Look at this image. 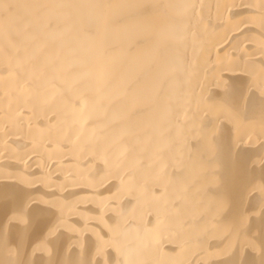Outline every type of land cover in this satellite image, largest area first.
Returning a JSON list of instances; mask_svg holds the SVG:
<instances>
[{"label": "bare ground", "instance_id": "1", "mask_svg": "<svg viewBox=\"0 0 264 264\" xmlns=\"http://www.w3.org/2000/svg\"><path fill=\"white\" fill-rule=\"evenodd\" d=\"M0 264H264V0H0Z\"/></svg>", "mask_w": 264, "mask_h": 264}]
</instances>
